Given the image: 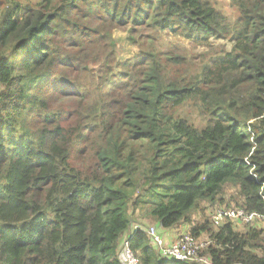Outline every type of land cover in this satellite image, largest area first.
<instances>
[{
	"label": "trees",
	"instance_id": "16d2710c",
	"mask_svg": "<svg viewBox=\"0 0 264 264\" xmlns=\"http://www.w3.org/2000/svg\"><path fill=\"white\" fill-rule=\"evenodd\" d=\"M230 2L0 0V264H122L134 225L141 264H264V220L208 212L264 214V0ZM114 28L141 51L120 62ZM150 217L207 233L205 261L161 256Z\"/></svg>",
	"mask_w": 264,
	"mask_h": 264
},
{
	"label": "rangeland",
	"instance_id": "374dc122",
	"mask_svg": "<svg viewBox=\"0 0 264 264\" xmlns=\"http://www.w3.org/2000/svg\"><path fill=\"white\" fill-rule=\"evenodd\" d=\"M214 2L216 3L217 7L225 13V15L228 17L229 21H233V20L238 18L239 10L237 7L231 5L230 0H214ZM129 34H130L129 31H127L125 28H114L112 31L113 38L118 42V48L120 50V53L118 54V58H119L120 62H123L126 59L133 57L134 55H136L137 53H139L141 51L139 48V44H134L129 39V37H128ZM159 35L161 36V39L159 38V39L147 40L146 46L147 47L154 46L155 51H157V49H162V50H164V52H167V46L187 47L188 49H191L190 56L188 57L187 61H185V63L183 65H181L180 67H182V68H193V67H197L198 65H200L199 63H201L203 60L204 49L192 47L193 43L189 39L174 37L172 35L162 33V32ZM217 44H225L226 47L228 48V50H230L232 48V45H233L232 42H228V41H218ZM176 54H182V53L180 51H177ZM171 71L175 74H178V72H176L177 70L175 68L172 69ZM66 97H68V96L66 95ZM75 101H76V99H71L70 97H68V99H63L61 105H65V106L75 105ZM178 114H180L184 117L186 115H190L192 117H198L197 116V110L195 107H192V108L188 107L186 109H182L179 111ZM197 120H199V118H197ZM196 122H198V121H196ZM196 124H198V123H196ZM228 193L230 194L231 190H228ZM233 204L234 203H231L230 205H233ZM221 205L222 204H216V205L208 204V212L211 208H214L215 206H217V209L222 208ZM194 220H195V223H202L204 221V218L196 215V218H194ZM140 223H142L144 225L147 223L148 227H155L154 224L156 223V221L152 217H150L148 219H145V223H143V222H140ZM256 223L259 224L260 226H262L261 223L255 222V224ZM183 226H184V224H181L180 226H176V227L181 228ZM239 229L243 230L244 228L240 227ZM202 237H203V239H199V240H201V241L210 240L211 241V239L208 238L209 236L207 233H205Z\"/></svg>",
	"mask_w": 264,
	"mask_h": 264
},
{
	"label": "built area",
	"instance_id": "2783aa9c",
	"mask_svg": "<svg viewBox=\"0 0 264 264\" xmlns=\"http://www.w3.org/2000/svg\"><path fill=\"white\" fill-rule=\"evenodd\" d=\"M252 121L253 120L250 122ZM227 218L249 223L256 219L264 220V214L259 212H248L243 208L222 207L215 211L212 220L215 226H220L222 221ZM138 227V225H134L131 228L132 231L127 233L122 240L119 254V259L122 264H141L140 258L135 254L131 245V238ZM141 228L153 239L161 256H169L176 261H192L196 263L205 261L202 252L209 247L211 244L210 240L201 241L190 233H184L175 242L168 245L167 242L157 234L155 228Z\"/></svg>",
	"mask_w": 264,
	"mask_h": 264
},
{
	"label": "crops",
	"instance_id": "0c3cea01",
	"mask_svg": "<svg viewBox=\"0 0 264 264\" xmlns=\"http://www.w3.org/2000/svg\"><path fill=\"white\" fill-rule=\"evenodd\" d=\"M187 229H190L189 225L183 226L181 228L174 227L171 229L157 231L159 232V235H161V238L164 239L168 245H170L175 242L183 233H185Z\"/></svg>",
	"mask_w": 264,
	"mask_h": 264
},
{
	"label": "bare ground",
	"instance_id": "6f19581e",
	"mask_svg": "<svg viewBox=\"0 0 264 264\" xmlns=\"http://www.w3.org/2000/svg\"><path fill=\"white\" fill-rule=\"evenodd\" d=\"M144 229H147V228H155V227H148V225H147V223H146V227H143ZM155 230H156V228H155ZM156 232H157V230H156ZM157 234L159 235V233L157 232ZM160 236V235H159ZM161 237V236H160Z\"/></svg>",
	"mask_w": 264,
	"mask_h": 264
}]
</instances>
